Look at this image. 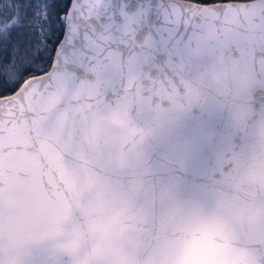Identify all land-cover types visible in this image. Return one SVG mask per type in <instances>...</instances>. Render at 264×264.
<instances>
[{
    "label": "water",
    "instance_id": "water-1",
    "mask_svg": "<svg viewBox=\"0 0 264 264\" xmlns=\"http://www.w3.org/2000/svg\"><path fill=\"white\" fill-rule=\"evenodd\" d=\"M200 21L210 85L264 88V0ZM99 103L64 80L0 114V264H264V117Z\"/></svg>",
    "mask_w": 264,
    "mask_h": 264
},
{
    "label": "snow or ice",
    "instance_id": "snow-or-ice-1",
    "mask_svg": "<svg viewBox=\"0 0 264 264\" xmlns=\"http://www.w3.org/2000/svg\"><path fill=\"white\" fill-rule=\"evenodd\" d=\"M247 2L0 0V114L67 80L94 83L101 110L131 102L159 115L210 101L249 128L264 117V88L237 98L211 86L212 61L194 39L203 9Z\"/></svg>",
    "mask_w": 264,
    "mask_h": 264
}]
</instances>
